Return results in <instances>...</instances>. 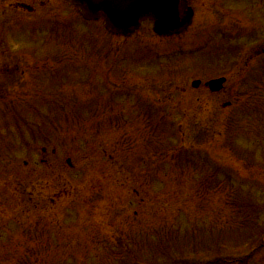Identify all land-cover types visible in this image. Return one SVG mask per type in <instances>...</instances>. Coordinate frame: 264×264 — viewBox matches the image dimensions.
<instances>
[{"label":"rangeland","instance_id":"374dc122","mask_svg":"<svg viewBox=\"0 0 264 264\" xmlns=\"http://www.w3.org/2000/svg\"><path fill=\"white\" fill-rule=\"evenodd\" d=\"M16 1L0 264H264V0H189L169 38L109 35L60 0L36 31Z\"/></svg>","mask_w":264,"mask_h":264},{"label":"water","instance_id":"95a60500","mask_svg":"<svg viewBox=\"0 0 264 264\" xmlns=\"http://www.w3.org/2000/svg\"><path fill=\"white\" fill-rule=\"evenodd\" d=\"M82 9L88 19L103 16L112 32L130 34L140 28L143 21L155 22L154 32L171 36L184 31L192 21L191 10L183 13L185 0H69ZM225 79L209 83L212 91H220Z\"/></svg>","mask_w":264,"mask_h":264},{"label":"flooded vegetation","instance_id":"af4514ba","mask_svg":"<svg viewBox=\"0 0 264 264\" xmlns=\"http://www.w3.org/2000/svg\"><path fill=\"white\" fill-rule=\"evenodd\" d=\"M6 0H4L5 2ZM189 1V0H188ZM3 2V0H0V6H2L1 8L5 7V3ZM14 4H16L17 8H23L25 10V12L29 13V17L27 19L28 22L27 23L25 20L21 21L22 26L23 25H27L26 27L31 26L30 28L35 29L36 31L41 28L44 23L47 21L46 19V14L44 12L45 9H47V4L43 2V0H22V1H16ZM13 6V5H12ZM6 13V11H5ZM5 18L3 19V21L6 20L7 15L4 14L3 15ZM58 16V15H56ZM2 19V18H1ZM34 24V25H32ZM38 25H42L41 27L38 28ZM18 26H20V21L17 19L16 22H11V27L12 28H17ZM11 27L8 28V26H5L4 23H0V52L1 53H6V56L11 55L12 49H11V44L10 41L7 40L6 35L10 33L9 30H11ZM47 28L50 27V25H46ZM5 34V36H4ZM6 49V50H3ZM3 57H5L3 55ZM9 58L5 57L4 60V64H6V61ZM3 64V65H4ZM2 64H0V71L2 70L3 67H5V72L9 75V79L10 81H14L16 78V73H18V71L22 74H26V69H20V67H14V66H3ZM1 79H2V74H0V86H1Z\"/></svg>","mask_w":264,"mask_h":264},{"label":"trees","instance_id":"16d2710c","mask_svg":"<svg viewBox=\"0 0 264 264\" xmlns=\"http://www.w3.org/2000/svg\"><path fill=\"white\" fill-rule=\"evenodd\" d=\"M223 261V260H222ZM220 262H218L217 264H219ZM225 264H227L226 262H224ZM228 264H238V261H233V262H229Z\"/></svg>","mask_w":264,"mask_h":264}]
</instances>
